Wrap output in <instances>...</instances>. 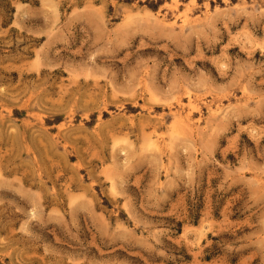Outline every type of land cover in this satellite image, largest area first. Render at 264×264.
Listing matches in <instances>:
<instances>
[{
  "label": "rangeland",
  "instance_id": "1",
  "mask_svg": "<svg viewBox=\"0 0 264 264\" xmlns=\"http://www.w3.org/2000/svg\"><path fill=\"white\" fill-rule=\"evenodd\" d=\"M0 264H264V0H0Z\"/></svg>",
  "mask_w": 264,
  "mask_h": 264
}]
</instances>
